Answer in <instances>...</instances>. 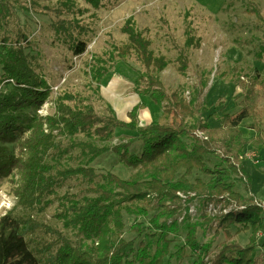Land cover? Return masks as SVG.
Segmentation results:
<instances>
[{"label":"trees","instance_id":"trees-1","mask_svg":"<svg viewBox=\"0 0 264 264\" xmlns=\"http://www.w3.org/2000/svg\"><path fill=\"white\" fill-rule=\"evenodd\" d=\"M66 1L72 5L75 0ZM84 1L92 6L101 2ZM0 10L4 15L9 12L5 0ZM62 27L65 26L55 25L54 29ZM124 32L129 43L117 51V61L126 60L123 54H135L145 68L136 84L145 82L144 92L162 107L164 117L171 116L173 124L152 121L139 126V110L144 106L140 102L127 111L124 120L117 117L111 105L109 114L101 116L91 103L77 102L68 93L52 100L51 87L37 73L38 64L25 51L26 44L3 39L0 82L7 81V88L0 90V179H17L13 187L16 202L0 216V264H170L169 258L180 260L186 255L185 249L193 256L192 264H264V253L260 252L263 231L259 237L264 205H257L254 198L235 189L232 176L238 171L231 163L244 153L246 143L256 149L264 147V107L258 104L255 86H247L236 114H214L220 125L211 126L201 115L208 111L207 105L198 114L193 103L177 91L167 93L161 86L158 75L165 67V58L153 55L150 42L140 32L133 28ZM70 43L75 55L82 54L87 46L81 39ZM181 65L184 71L187 62L181 60ZM106 71L107 67L99 64L92 69V77L101 82ZM50 99L53 113L40 115L38 110ZM245 119L252 120L251 128L255 130L248 141L240 130ZM118 127L136 132L137 136L108 147L91 142L76 147L73 141L62 146L59 139L83 134L109 140ZM199 129L206 132L207 139L194 136ZM136 141L141 142L139 152L131 150ZM214 145L223 147V153L218 157L220 162L208 163L206 156L214 153ZM109 151L134 170L128 178L110 171L99 172L91 165ZM195 172L208 179L196 177L192 182L189 177ZM69 180L77 182L76 192L60 193ZM178 192H194L204 202L222 201L226 205L232 201L226 202L227 197L234 199L243 208L231 210V215L223 214L219 224L226 231L230 225H241L236 232L249 231L247 241L223 242L211 254L212 241L201 244L196 238L200 224L185 220L184 243L172 253L170 236L179 229L177 216L182 210ZM54 201H58L55 216L61 228L35 217ZM152 210L157 213L149 218L148 225L138 221L131 226L134 238L123 236L125 214L138 219L147 217ZM65 230L74 232L75 237ZM39 231L50 234L52 239L38 243L35 236Z\"/></svg>","mask_w":264,"mask_h":264},{"label":"rangeland","instance_id":"rangeland-1","mask_svg":"<svg viewBox=\"0 0 264 264\" xmlns=\"http://www.w3.org/2000/svg\"><path fill=\"white\" fill-rule=\"evenodd\" d=\"M5 2L9 12L4 15V11L0 10V49L3 39L24 42L25 51L38 64L37 73L51 87L52 100L60 94L68 93L79 100L77 102L91 103L101 116L109 114L111 105L117 117L124 120L127 111L140 102L144 106L139 110V126H146L152 121L173 124L171 116L164 117L162 107L154 104L149 94L144 92L145 82L142 85L136 84L135 81L144 74L145 68L135 54H123L126 60L117 61V51L129 43L124 29L133 28L150 42L149 48L154 56H163L166 60L165 67L158 75L161 86L167 93L177 91L193 103L199 109L198 114L203 105H207L208 111L201 115L211 126L220 125L214 114L221 116L228 112L234 115L240 110L239 101L243 99L249 84L255 86L259 95L258 104L264 107V51L261 50L264 46V0H101L99 6H92L84 0H75L72 5L66 0ZM61 24L65 27L54 29L55 25ZM25 38L29 41H25ZM79 39L87 46L82 54L75 55L69 45L71 41ZM181 60L187 62L184 71ZM99 64L107 67L101 82L92 77V69ZM1 74L0 68V79ZM6 84L7 81L0 82V90L7 88ZM51 99L38 110L40 115L53 113ZM245 124L246 119L240 127H245ZM244 132L245 130L242 133ZM198 133L207 136L205 131L196 130L194 136L199 139L203 138L198 137ZM136 136V132L118 127L109 140L83 134L61 136L59 139L62 146L73 141L76 147H82V142L108 147ZM242 138L248 141L252 137ZM140 147L141 142L136 141L131 150L139 152ZM213 149L214 153L206 156L208 163L220 162L218 157L223 153V147L214 145ZM256 158L260 159L257 153ZM239 160L241 159L231 161ZM245 162L247 168L255 167V164ZM91 165L99 172L110 171L122 178H128L134 172L123 165L111 151L100 156ZM257 173L264 177L262 172ZM196 177L208 179L199 172H195L189 179L193 182ZM252 177L255 186L259 178L257 174ZM245 178L242 170L232 176L235 189L248 197L249 183L244 181ZM15 179L16 176L0 179V216L16 202L13 194ZM76 190L77 182L69 180L59 192ZM230 200L234 201L226 198V202ZM209 202L214 201L204 202L201 195L196 200L185 203L179 198L178 204L182 210L177 216L179 229L170 236L173 237L170 248L172 253L184 243L185 220L200 224L196 238L201 244L212 241L211 254L223 242L237 240L244 244L247 241L249 231L236 232L241 225H230L227 231L220 226L222 215H211L206 211ZM190 206L193 207L191 213L188 212ZM58 212V201H54L35 217L47 225L61 228V222L55 216ZM153 213H157V210L138 219L125 214L123 236L127 239L134 238L136 233L130 230L131 226L138 221L148 225ZM262 231L264 232V222L259 237ZM65 232L75 237L74 232ZM51 239L52 236L43 231L37 232L35 236L38 243ZM185 250L186 255L180 260L169 258L170 264H192L193 256L188 249ZM260 252L264 253V246Z\"/></svg>","mask_w":264,"mask_h":264},{"label":"crops","instance_id":"crops-1","mask_svg":"<svg viewBox=\"0 0 264 264\" xmlns=\"http://www.w3.org/2000/svg\"><path fill=\"white\" fill-rule=\"evenodd\" d=\"M251 122H252L251 119H246V124L244 125L246 128L240 127L241 132H243V130H245V132L242 133V137H245L248 139V138H251L255 135V130L253 128H251ZM263 130H264V127H263ZM244 150L245 151H254V153H257L258 155H260L261 162L258 165H254L250 159H246V158L237 161V163H238V168L240 170H242L244 176L246 177L244 179V181L248 182L249 186H250L248 197L251 196L252 198H254V200H258V201H261L264 203V177H261L262 175H259L257 173V172H262L261 174H264V147L262 149H256L254 147H251L248 143H246L244 146ZM245 161L250 162L255 167L254 168H247L245 165L246 164ZM255 174L258 175L259 180L257 181L256 185L254 186L253 181H252V178H253L252 176Z\"/></svg>","mask_w":264,"mask_h":264},{"label":"built area","instance_id":"built-area-1","mask_svg":"<svg viewBox=\"0 0 264 264\" xmlns=\"http://www.w3.org/2000/svg\"><path fill=\"white\" fill-rule=\"evenodd\" d=\"M198 137L203 138V139H207V136H204L203 133L199 134L198 133ZM250 159L252 161L253 164L258 165L260 164L261 160L259 158H256V153H254L253 151H246L243 154H241V156L239 157V159ZM236 166L238 167V163L236 161H234ZM238 171H240V169H237ZM239 175L242 176V174L239 172ZM178 196L181 200V202L185 203L186 201H188L189 198L195 197L194 200H196V195L194 192H188V193H183V192H178ZM257 205L262 206V203H259L257 201H255ZM232 203H234L232 205ZM243 206H237L236 203L234 201H230L227 205L222 202V201H218V202H209L206 205V211L211 214V215H215L217 213H220V215L223 214H228L229 211L233 210V209H242ZM193 211V207L190 206L188 212L191 213Z\"/></svg>","mask_w":264,"mask_h":264},{"label":"bare ground","instance_id":"bare-ground-1","mask_svg":"<svg viewBox=\"0 0 264 264\" xmlns=\"http://www.w3.org/2000/svg\"><path fill=\"white\" fill-rule=\"evenodd\" d=\"M150 104H151V108H152V107H153V106H152V103H150ZM231 163H232V164H234V161H231ZM253 201H254V202H255V201H257V202H260V203H262V205H264V203H263V202H261V201L254 200V199H253ZM234 202L237 204V202H236V201H234ZM233 204H234V203H232V205H233ZM231 214H232V211H229V212H228V215H231Z\"/></svg>","mask_w":264,"mask_h":264}]
</instances>
